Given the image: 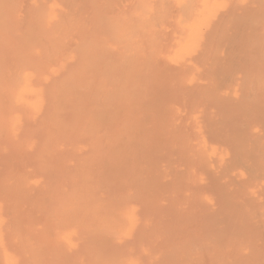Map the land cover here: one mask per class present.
<instances>
[{"label":"bare ground","instance_id":"obj_1","mask_svg":"<svg viewBox=\"0 0 264 264\" xmlns=\"http://www.w3.org/2000/svg\"><path fill=\"white\" fill-rule=\"evenodd\" d=\"M0 264H264V0H0Z\"/></svg>","mask_w":264,"mask_h":264}]
</instances>
